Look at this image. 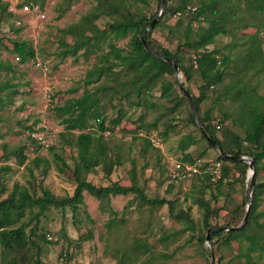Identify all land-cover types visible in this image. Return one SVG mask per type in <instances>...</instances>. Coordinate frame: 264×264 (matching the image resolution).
Segmentation results:
<instances>
[{
    "label": "trees",
    "instance_id": "trees-1",
    "mask_svg": "<svg viewBox=\"0 0 264 264\" xmlns=\"http://www.w3.org/2000/svg\"><path fill=\"white\" fill-rule=\"evenodd\" d=\"M45 1L24 0L19 6L22 3L31 2L39 4L44 9ZM159 2L160 0H157V9L147 14L143 7L131 9L124 6L122 1L113 3L112 0H97L91 10L84 14L78 22L59 29L61 37L57 51L54 52L59 57V61L68 56L77 57L81 50L84 58L99 53L97 63L86 72L82 95L68 99L62 106L55 107L56 117L61 119L63 125V130L59 133V141L72 144L70 146L75 149L73 164L70 165L60 153L56 152L58 140H55L45 149L53 154L54 162L59 171L63 169L72 170L71 181L74 184V189L71 195L57 196L44 186L40 188L39 193H32L27 186L15 182L11 190L5 194L7 187L0 182V247L3 249L1 259L5 260L6 264H43L40 253L43 251V244L50 241L47 240L44 233L38 234L37 232V222L40 216L44 215L49 208H57L61 210L62 214L69 210L73 220H75L79 206L85 207L84 191L95 197L102 209L108 210L109 218L105 224L107 230L117 226L121 220L118 211L108 206L110 197L113 195L131 193L139 199L140 203L149 204L150 207L166 204L169 211H173L174 202L166 198H149L136 182L132 170V183L129 186L123 185L119 180H110L113 169L121 166L123 160L118 150L114 152L107 144L104 133L117 128L123 118L133 121L135 128L132 132V140L135 141L137 137H143L140 151L144 153L149 147H159L153 144L152 139H159L160 142L162 139L159 137V133H156L154 138L149 134V131L157 128V122L160 121V118L171 115V119L175 120L174 115L181 112L183 105L187 107L185 123L195 127L200 139L206 142V147L194 155L189 149L198 143V139H195L191 132L182 135L177 143L180 152L178 162L194 164L198 160H205L206 166L220 162L221 176L212 180L210 170L205 171V168L202 167L200 172L194 173L190 177V179L201 183L200 194L193 201L201 210V224H197L189 212L180 211L175 214V217L183 220L184 230L191 231L202 250L205 243V232L208 228L216 226L236 227L239 222L236 223L231 220L226 221L224 225H212L211 220L217 216L218 208L211 203L213 200H217L216 194H224L225 198L228 197V191L225 192V188H233L238 182L243 187L246 186L245 178L248 163L223 158L211 146L195 123L183 93V87L186 88L195 102L203 128L218 143L220 148L228 154L253 157L255 161L252 204L245 224L238 229L211 233V244L215 250L225 247L232 251L231 257L226 262H222L223 256L220 255L217 264H264V176L259 177L258 175L261 169L259 162L264 160V108L257 109L258 107L255 108L250 103L256 99L261 100L264 104V95H258L253 88L244 91L246 86L240 85L239 82L243 80L238 77L241 70L246 71V73L250 70L255 73L264 72V0H199V5L193 4L192 0L167 1L161 17L153 28L145 34L144 38L146 43L158 54L174 59L184 81L175 77L173 81L166 79L167 76L175 74L174 67L169 62L152 56L144 48L142 42V34L150 20L156 16ZM6 5L7 3H2L0 0V13H6L8 17L16 15L7 11ZM188 7H195V10H188ZM177 12H181V15L174 17ZM102 15L114 16L104 28H100L96 24L97 19ZM172 17H174L175 22L166 24L167 19ZM2 20L0 15V24ZM194 23H196V28H193ZM162 25H166L168 28V36L172 35L179 39L175 48L171 49L164 46L156 38H153L152 31ZM242 28L252 29L251 34H246L247 36L244 38L235 39L236 36L242 34L240 33ZM67 35L74 37L73 42L65 39ZM224 35H231L233 39L232 43L224 45L228 50L245 46V53L242 55L238 51L235 53V57H232L228 52H221L216 46L209 47L215 44L219 36ZM121 39H127L123 46L117 45V41ZM0 45L4 47V50L9 49L1 42V38ZM9 50L17 55L18 63L22 65L30 59L33 61L37 59L35 49L27 40H14L13 47ZM256 64L260 65L259 69ZM56 66L57 64L54 65V67ZM229 66L234 69L232 70ZM0 69L12 71L14 65L0 59ZM122 73L124 79L119 80V75ZM109 78H112L117 84L115 88L112 87L114 96H119L120 100H123L134 95L137 100L130 101L129 106H142L143 110L136 119L132 120L121 105L116 107L112 102L111 106L116 109L115 117L108 119L104 115L105 100L103 96L110 89V86L106 84V80ZM100 80L102 82L96 84ZM197 80L200 81L197 86L198 93L195 94L190 86H193ZM157 82H161L162 96L170 97L174 85L180 88L182 94L173 97L169 107L164 108L163 106L164 110L155 117V120L146 121L147 111L157 108L156 102L151 99L153 96L151 91ZM90 85L91 88L89 89L88 86ZM221 88H225L224 91L229 95L225 98L237 99V101L241 100L242 102L237 116L233 119L229 112H223V117L218 118L213 114L211 107L202 109L201 105L208 98L209 92L217 93V100L222 99L221 92L218 93ZM2 91H5V94L3 97L0 96V105L4 104V99L12 102V95L19 91L18 85L5 82L0 85V93ZM101 97L102 101H100ZM112 98L113 96L109 98L110 101ZM229 119L232 120L234 126L243 129L244 133L240 134L234 128L223 126L224 121ZM106 120L110 121L109 125L105 123ZM93 125L97 128L95 132L87 131ZM175 127L176 124L172 122L165 123L160 133L161 136L166 139ZM26 129L33 131L34 127L28 126ZM27 136L34 144H37L35 150L43 149L42 145L29 133ZM1 149L0 162L3 164L0 165V176L11 171L12 168L7 162L11 159H14L18 166L25 164L24 168L29 173L32 172L33 167H37L41 162L46 163L45 158L38 155L28 159L26 153L28 146L26 147L24 144L12 149H8L3 144ZM207 149L214 150L216 156L212 159L205 158ZM27 159L28 162L25 163ZM98 166L108 180L107 184H95L87 179L88 174ZM43 173H46L45 169H43ZM236 174L238 175L235 176ZM166 175L169 181L168 191L173 186L184 182V180L178 182L171 180L169 166ZM206 189L211 191L209 198L204 196ZM214 190L216 193H213ZM261 203L263 209L258 210ZM242 206L243 211H245V197ZM27 210L31 219L35 221L30 234L26 233V226L22 224ZM239 211L240 206L233 209L234 214ZM261 217H263L262 220H260ZM85 218L92 222L88 213H85ZM200 228L203 231H200ZM196 231L198 233L194 236ZM92 236L91 231L88 230L81 234L76 242L90 239ZM38 238L43 239L42 244L38 243ZM234 243L237 244L235 250L233 249ZM69 254L71 252L67 248L63 250V253L61 252V255L67 258ZM141 255L154 257L148 244L140 238H135L128 248L121 249L117 264H133L140 260ZM159 255L167 256L163 252ZM31 257L34 259L33 263H30ZM148 261L149 259L145 263ZM158 264L169 263L161 261ZM207 264H209L208 260Z\"/></svg>",
    "mask_w": 264,
    "mask_h": 264
},
{
    "label": "rangeland",
    "instance_id": "rangeland-1",
    "mask_svg": "<svg viewBox=\"0 0 264 264\" xmlns=\"http://www.w3.org/2000/svg\"><path fill=\"white\" fill-rule=\"evenodd\" d=\"M24 0H1L2 3H7V11L15 7L17 10L19 4ZM97 0H46L43 6L45 10L44 18H37L36 16L25 15L22 13H14L16 15L8 17L6 13H0L2 22L0 24V38L1 42L7 48L13 47L14 40H27L32 44L36 51V57L45 62L48 66L47 71L37 69L33 65V60L30 59L24 65L18 63L16 54L9 49L4 50L0 45V59L8 61L14 65V70H1L0 69V85L5 82L18 85V92L12 95V102L4 99V104L0 105V153H2L1 146L4 144L8 149L16 148L19 145H26L28 159L38 155L45 158V162H41L37 167H33L32 172L29 173L24 165L18 166L14 159L8 162L11 166V171L5 175L0 176L2 182L7 190V194L13 184L18 182L25 185L32 193H39L42 186L48 188L54 195L67 196L73 193L74 184L72 179V170L63 169L59 171L54 162L53 154L47 150H35L37 144H34L27 136L29 130L28 126L37 128L45 126L47 129L56 132V141L58 140L56 152L70 164H73V157L75 149L70 146L68 142L59 141V133L63 130L61 119L56 117V106H62L68 99L77 98L82 95L84 91L83 80L86 72L95 63H97V54H91L88 58H84L79 51L77 57L68 56L61 61L54 53L59 46V39L61 37L60 28H64L69 24L76 23L80 18L89 12L96 4ZM122 1L124 6L131 9L136 7H143L147 14L154 12L157 9V0H112L113 3ZM168 1V0H167ZM193 4L199 5V0H192ZM68 6V7H67ZM66 8V9H65ZM65 11L61 14L62 10ZM159 9V8H158ZM11 12V11H10ZM114 16L102 15L97 19L96 24L100 28H104ZM20 19L21 25H16V19ZM174 17L167 19L166 24H173ZM196 28V23L193 24ZM168 28L166 25L157 27L152 31L153 38H156L162 45L171 49L175 48L178 38L168 36ZM245 32V33H244ZM252 29L242 28L240 35L235 39L244 38L251 34ZM67 41L73 42L74 37L67 35ZM127 39L117 41V45H125ZM231 35L219 36L215 44L210 45V48L218 47L221 52H228L232 57L238 51L243 55L245 53V46H238L236 49L228 50L224 45L232 43ZM241 48V49H240ZM107 50V48H105ZM237 62V61H236ZM54 67V65H56ZM241 65V63H240ZM231 69L234 68L232 66ZM259 69L260 65L256 64ZM177 78L176 74L167 76L166 79L173 81ZM238 77L242 78L239 82L241 86L245 85L244 91L254 89L255 92L264 95V72L255 73L253 70L239 71ZM123 73L119 75V80H123ZM178 79L184 81L180 73ZM200 81V80H199ZM197 80L191 85L190 88L193 93L197 94ZM100 80L96 84L101 83ZM160 83L157 82L151 91L153 102H156L157 108L148 110L145 115L146 121H153L163 110L170 106L171 99L175 96H180L181 90L177 85L173 86L170 97L162 96ZM106 84L110 89L106 92L103 99L104 115L106 118H113L116 115V109L111 106L112 104L122 106L127 111V116L132 120L136 119L142 112V106H129L130 101L137 100L134 95L129 99L120 100L119 96H114V89L117 85L116 82L109 78ZM113 87V88H112ZM91 88V85L88 86ZM225 88H221L222 99L217 100L214 92L208 93V98L202 103V109L212 108L213 114L218 118L223 117V112H229L231 118L237 116L241 100H232L226 93ZM5 91L0 93L4 96ZM110 101V97H112ZM102 101V97L100 99ZM104 102V101H103ZM251 105L257 109L264 108L261 100L250 101ZM164 106V108H163ZM187 107L183 105L181 112L176 113L175 120L168 117L160 118L157 122V128L151 129L149 134L162 138L158 148L149 147L144 153L141 152L143 144V137H137L135 141L132 136L135 128L133 121L122 119L119 126L113 131H106L104 133L107 144L114 152H119L122 157L123 164L114 168L110 180H119L123 185L129 186L131 181V170L134 172L136 182L149 198L161 199L166 198L174 202L173 211H169L166 204L162 206L150 207L149 204L139 202L133 194L127 195H113L110 197L109 205L112 209L118 211V216L121 219L117 226L111 230H107L105 224L109 218L108 210L100 207L99 201L84 191L85 207L79 206L77 218L73 220L71 212L67 210L62 214L60 209L49 208L44 215L40 216L37 222L38 234L44 233L49 243L43 244V251L40 253V259L43 264H117L118 256L121 254L122 248H128L135 238H140L145 241L153 252V258L149 255H141L140 260L133 264H158L161 261L169 264H207L209 261V248L207 243H204L203 250L197 244L196 238L193 237L191 231L184 230L185 224L183 220L175 217L180 211L189 212L191 218L197 223L201 224V210L198 205L194 204V199L200 194L199 190L201 183L197 180L190 179L173 186L168 191V178L166 175L167 167L170 170L173 168V162L178 161L180 152L177 148L179 138L189 132L194 134L198 143L190 147V151L197 154L206 147V142L201 140L199 134L195 131L193 125L185 123L187 118ZM230 118V119H231ZM225 120L223 126L234 128L240 134L244 133L236 125L232 124V120ZM165 120V121H164ZM172 122L176 124L174 130L170 131L167 138L161 136V131L165 123ZM109 125L110 121L105 122ZM95 125L89 127L87 131L95 132ZM54 138V137H53ZM113 156L112 154H110ZM216 153L212 149H207L205 158L212 159ZM28 159L25 163L28 162ZM3 162H0L2 165ZM260 172L259 177L264 176V160L259 162ZM43 169L46 173H43ZM84 171V170H82ZM248 174V169H247ZM245 178V184L248 185L249 181ZM236 174L235 176H237ZM88 180L95 184H107L108 180L104 177L102 169L98 166L91 173L88 174ZM246 186L238 182L233 188H225L228 191V197L225 198L224 194H216L217 200L212 201V205L218 208L217 216L211 220L212 225H224L226 221L240 223L243 219L245 211H243L242 201L245 197ZM210 190L206 189L204 192L205 198L210 197ZM216 193V190L213 191ZM124 206H126L124 208ZM240 206V211L236 214L233 209ZM263 209V204L259 206L258 210ZM85 213H88L92 222L85 218ZM263 217L260 218L262 220ZM34 220L29 216L28 210L25 212V217L22 224L26 226L25 231L27 234L31 233V227L34 225ZM90 230L92 238L82 240L77 243V239L81 234ZM200 231H203L200 228ZM198 231L194 233L197 235ZM206 233V232H205ZM72 240V242H70ZM38 243L42 244L43 239L38 238ZM237 244H233L235 250ZM67 248L71 254L69 257L61 255L63 250ZM215 264L218 262L220 255L223 256L222 262H226L232 255V251L223 247L217 249L213 247ZM3 249L0 247V264H6L2 260ZM164 253L167 256L162 257L159 254ZM9 256V255H8ZM10 257V256H9ZM149 261L145 263V261ZM33 257L30 258V263H33ZM264 260V254H263Z\"/></svg>",
    "mask_w": 264,
    "mask_h": 264
},
{
    "label": "water",
    "instance_id": "water-1",
    "mask_svg": "<svg viewBox=\"0 0 264 264\" xmlns=\"http://www.w3.org/2000/svg\"><path fill=\"white\" fill-rule=\"evenodd\" d=\"M166 4H167V0H160L158 12H157L156 16L152 20H150V22L147 24L141 38H142L144 48L152 56H154L157 59L164 60V61H167L170 64H172V66L174 67V70H175L176 77L178 78L180 75V69L177 66V64L175 63L174 59L171 57H164V56L158 54L156 51H154L150 47V45H148L146 43L145 38H144L145 34L153 28V26L155 25L157 20L161 17L162 13L164 12V10L166 8ZM182 90H183V93L187 99L189 106H190L191 113L194 117V120H195L197 127L201 130L202 135L208 140V142L219 153V155L222 156L223 158H226V159L235 160V161H242V162L248 163L247 179H248L249 183L245 189L246 206H245V214L243 216L242 221L236 227L235 226H216V227H210L206 230L205 243H207V246L209 248V264H215V256H214V251H213V247L211 244V238H210L211 233L216 232V231H226V230L238 229V228H241L245 224L247 217H248V214H249L251 204H252L253 187H254V183H255L254 182V174H255L254 162L255 161H254V158L250 157V156H246V155H242V154H228L225 151H223L220 148V146L218 145V143L203 128L201 121H200V118H199V115H198V112H197L195 102H194L192 96L190 95V93L184 87L182 88Z\"/></svg>",
    "mask_w": 264,
    "mask_h": 264
},
{
    "label": "built area",
    "instance_id": "built-area-1",
    "mask_svg": "<svg viewBox=\"0 0 264 264\" xmlns=\"http://www.w3.org/2000/svg\"><path fill=\"white\" fill-rule=\"evenodd\" d=\"M188 10H195V7H188ZM13 13H22L25 15L36 16L37 18L45 17V10L40 7L39 4L25 2L22 3L18 10L13 7L10 10ZM181 15V12H177L174 17H178ZM16 25H21L20 19H16ZM16 60L18 57L16 56ZM33 65L35 68L40 69L42 71H47L48 66L45 62L40 59H36L33 61ZM56 132L47 129L45 126H39L35 128L33 131L29 132V135L34 138L39 144L42 145L43 149H47L51 144H53L56 140ZM54 137V138H53ZM155 138V137H154ZM154 145L160 144L159 139H152ZM158 146V145H157ZM205 160H198L194 164L189 163H181L178 161L173 162V168L170 170L171 180L178 182L181 180L186 181L192 174L200 172L202 167L206 170H210L212 174V180L219 178L221 176L220 162H214L211 165L206 166Z\"/></svg>",
    "mask_w": 264,
    "mask_h": 264
},
{
    "label": "clouds",
    "instance_id": "clouds-1",
    "mask_svg": "<svg viewBox=\"0 0 264 264\" xmlns=\"http://www.w3.org/2000/svg\"><path fill=\"white\" fill-rule=\"evenodd\" d=\"M34 129H35V128H34ZM29 132H30V131H29ZM29 132H28V133H29Z\"/></svg>",
    "mask_w": 264,
    "mask_h": 264
}]
</instances>
